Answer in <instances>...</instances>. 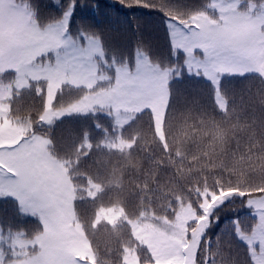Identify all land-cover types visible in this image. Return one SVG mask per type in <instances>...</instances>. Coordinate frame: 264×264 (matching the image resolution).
Returning a JSON list of instances; mask_svg holds the SVG:
<instances>
[{"label":"snow or ice","instance_id":"snow-or-ice-1","mask_svg":"<svg viewBox=\"0 0 264 264\" xmlns=\"http://www.w3.org/2000/svg\"><path fill=\"white\" fill-rule=\"evenodd\" d=\"M118 2L162 15L176 63L74 29L77 0L47 15L38 0H0V198L13 205L0 213V264H264V131L247 152L217 151L234 115L233 134L253 127L222 82L264 85V0ZM185 76L210 86L214 115L177 114ZM72 118L92 124L58 136ZM205 130L210 150L185 151ZM237 201L250 214L226 225L234 249L210 233Z\"/></svg>","mask_w":264,"mask_h":264},{"label":"trees","instance_id":"trees-1","mask_svg":"<svg viewBox=\"0 0 264 264\" xmlns=\"http://www.w3.org/2000/svg\"><path fill=\"white\" fill-rule=\"evenodd\" d=\"M66 2L67 0H59L58 6L54 0H38L41 5V12L45 15L59 14L61 7ZM185 2L199 5L210 2V0H185ZM77 3L79 6L73 19L74 29L83 26L92 32L101 34L106 47L123 52L125 55H131L138 45H142V50L149 51L154 58H167L172 63L177 62L169 56V38L165 26L161 22L162 15L159 12L141 7L129 8L121 5L118 0H77ZM180 62H182V57ZM222 86L235 96L234 102L239 113L240 123L253 126L252 128H246L244 131L238 129L233 134L231 125L236 119L235 115L231 120L224 122L223 127L229 129L226 148L236 151L237 141H239V151L247 152L249 147L248 135L253 128L257 135L264 131V85L253 74H250L247 77L225 78ZM173 87L177 90V114L191 108L192 115L195 118L202 108H206L210 115H214L211 112L208 96L210 86L205 81L185 76L183 80L175 81ZM194 101H198L199 104H195ZM217 119L222 120L223 118L217 116ZM98 120L101 123H106L107 117L101 113L98 114ZM91 124L92 121L90 120L72 118L65 120L63 123H58L55 132L57 135L59 131L60 135L68 136L69 133L78 131L82 127H88ZM94 131L98 132L99 130ZM210 145L211 134L205 130L194 132L191 139L184 142L183 147L190 154H198L205 149L210 150ZM139 155L143 157L144 153H139ZM170 172V169H166L161 178L166 180V173L170 174ZM128 177L129 179L142 178V176L138 177L136 171L132 169L129 170ZM12 207L11 200L0 198V213L5 211L10 213ZM232 207L237 208V211L235 213L224 211L219 227L214 226L210 235L215 240V234H221L222 239L226 243L231 242L235 249V242L230 232L226 230V225L235 216L241 218L249 216L250 211L246 207H239L238 201Z\"/></svg>","mask_w":264,"mask_h":264},{"label":"clouds","instance_id":"clouds-1","mask_svg":"<svg viewBox=\"0 0 264 264\" xmlns=\"http://www.w3.org/2000/svg\"><path fill=\"white\" fill-rule=\"evenodd\" d=\"M227 146V143L221 145L219 148H218V151H222L223 149H225Z\"/></svg>","mask_w":264,"mask_h":264},{"label":"rangeland","instance_id":"rangeland-1","mask_svg":"<svg viewBox=\"0 0 264 264\" xmlns=\"http://www.w3.org/2000/svg\"><path fill=\"white\" fill-rule=\"evenodd\" d=\"M58 135H60V134H59V131H58Z\"/></svg>","mask_w":264,"mask_h":264}]
</instances>
